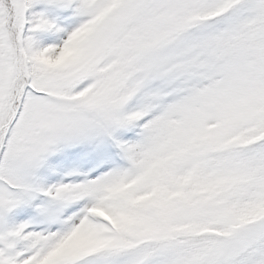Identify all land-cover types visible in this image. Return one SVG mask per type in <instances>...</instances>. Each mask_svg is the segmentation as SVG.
Segmentation results:
<instances>
[{
  "label": "snow or ice",
  "instance_id": "obj_1",
  "mask_svg": "<svg viewBox=\"0 0 264 264\" xmlns=\"http://www.w3.org/2000/svg\"><path fill=\"white\" fill-rule=\"evenodd\" d=\"M0 264H264V0H0Z\"/></svg>",
  "mask_w": 264,
  "mask_h": 264
}]
</instances>
